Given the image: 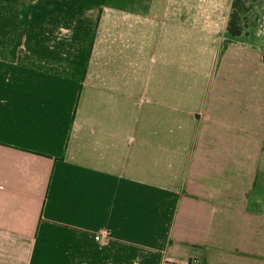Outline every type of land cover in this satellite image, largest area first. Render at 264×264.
<instances>
[{"label":"crops","instance_id":"0c3cea01","mask_svg":"<svg viewBox=\"0 0 264 264\" xmlns=\"http://www.w3.org/2000/svg\"><path fill=\"white\" fill-rule=\"evenodd\" d=\"M232 3L0 0V264H264V0L234 37Z\"/></svg>","mask_w":264,"mask_h":264},{"label":"trees","instance_id":"16d2710c","mask_svg":"<svg viewBox=\"0 0 264 264\" xmlns=\"http://www.w3.org/2000/svg\"><path fill=\"white\" fill-rule=\"evenodd\" d=\"M248 1L249 0H233V11L228 24V32L233 37L241 34L242 27L240 26L238 13L239 11L246 12L248 10V7L246 6Z\"/></svg>","mask_w":264,"mask_h":264},{"label":"built area","instance_id":"2783aa9c","mask_svg":"<svg viewBox=\"0 0 264 264\" xmlns=\"http://www.w3.org/2000/svg\"><path fill=\"white\" fill-rule=\"evenodd\" d=\"M94 238H95L96 240H98V239H99V236H95Z\"/></svg>","mask_w":264,"mask_h":264}]
</instances>
